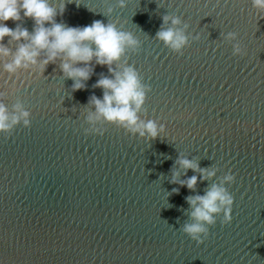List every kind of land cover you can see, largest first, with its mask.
<instances>
[{
  "label": "water",
  "instance_id": "water-1",
  "mask_svg": "<svg viewBox=\"0 0 264 264\" xmlns=\"http://www.w3.org/2000/svg\"><path fill=\"white\" fill-rule=\"evenodd\" d=\"M49 2L64 7L57 23L100 20L140 41L113 68L138 71L151 88L140 117L165 130L152 140L100 120L103 135L86 134L89 99L103 98L93 85L111 78L108 68L93 61L87 88L75 92L61 60L39 67L43 52L36 66L9 74L5 63L27 41L5 37L12 55L0 56V102L10 116L21 103L31 126L0 133V264H264V11L252 0ZM164 15L187 24L183 55L155 38ZM228 32L238 33L244 55H233ZM181 157L216 175L200 181L176 164ZM229 173L232 221L222 224L221 213L198 244L182 231L191 222L186 198ZM193 175L195 191L180 186Z\"/></svg>",
  "mask_w": 264,
  "mask_h": 264
},
{
  "label": "clouds",
  "instance_id": "clouds-1",
  "mask_svg": "<svg viewBox=\"0 0 264 264\" xmlns=\"http://www.w3.org/2000/svg\"><path fill=\"white\" fill-rule=\"evenodd\" d=\"M252 2L255 8L264 11V0ZM119 7H125L124 0H119ZM113 11L112 7L107 8V14L110 15ZM58 14L63 16L64 7L58 13L50 6L49 0H0V56L12 55L11 50L3 46L5 37L18 43L27 41L20 43L12 61L5 63V71L15 74L21 68L36 66L38 57L43 52L45 58L39 63V67L44 68L49 63L61 60V70L66 78L73 81L72 91L75 92L87 88L86 82L94 74L93 61L102 67L106 66L111 78L101 74L93 85L94 88L103 90V98L92 95L89 99V104L95 111L89 112L86 117V122L91 125L85 129L86 134L103 135L104 129L95 126L97 121L103 120L132 135L138 133L141 138L155 140L165 130L164 125L158 124L156 120H144L140 117L147 93L151 91L150 86L142 83L140 74L133 66L124 67L122 72L113 68L127 52H137L140 41L132 33L118 29L115 24H104L100 20L85 27L57 23ZM25 19L34 22L31 32L22 26ZM162 19L163 24L155 38L172 52L183 55V50L189 46L188 36L185 34L187 24L180 28L182 19L176 15H164ZM9 20L16 24L15 29L7 26L6 22ZM169 21L171 26H167ZM224 38L230 43L236 41L232 44L234 56L245 54V49L238 40V33L228 32ZM30 117L31 113L21 103L14 105V113L10 116L5 104L0 102V133L11 135L21 122L24 127H30ZM176 164L183 169L199 172L200 181L211 179L217 171L215 168L201 169L196 162L182 157L177 159ZM176 175L173 174L171 183L177 182ZM234 182V175L225 174L220 183H212L204 195L186 198L191 207V222L184 223L182 231L198 244L208 238L209 226L216 224V217L221 213V223H231L234 198L225 185ZM197 183L198 177L193 175L180 181V186L195 191ZM173 192L178 193L179 189H173Z\"/></svg>",
  "mask_w": 264,
  "mask_h": 264
}]
</instances>
